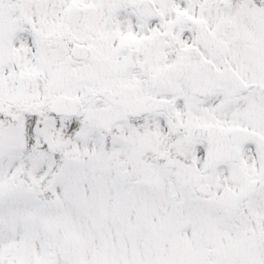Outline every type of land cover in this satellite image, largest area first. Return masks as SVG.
Returning a JSON list of instances; mask_svg holds the SVG:
<instances>
[{
	"label": "snow or ice",
	"instance_id": "6c2138e0",
	"mask_svg": "<svg viewBox=\"0 0 264 264\" xmlns=\"http://www.w3.org/2000/svg\"><path fill=\"white\" fill-rule=\"evenodd\" d=\"M0 264H264V0H0Z\"/></svg>",
	"mask_w": 264,
	"mask_h": 264
}]
</instances>
